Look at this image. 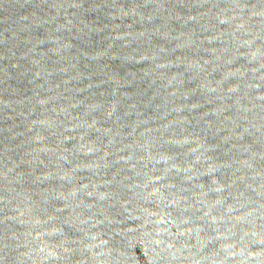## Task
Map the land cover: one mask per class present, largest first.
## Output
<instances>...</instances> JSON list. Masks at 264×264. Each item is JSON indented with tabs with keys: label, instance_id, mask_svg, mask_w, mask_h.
Here are the masks:
<instances>
[{
	"label": "water",
	"instance_id": "water-1",
	"mask_svg": "<svg viewBox=\"0 0 264 264\" xmlns=\"http://www.w3.org/2000/svg\"><path fill=\"white\" fill-rule=\"evenodd\" d=\"M0 264H264V0H0Z\"/></svg>",
	"mask_w": 264,
	"mask_h": 264
}]
</instances>
